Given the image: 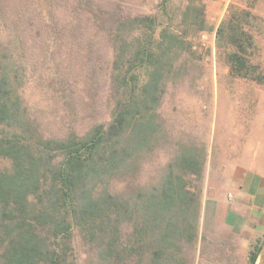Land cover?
<instances>
[{
  "label": "trees",
  "instance_id": "obj_1",
  "mask_svg": "<svg viewBox=\"0 0 264 264\" xmlns=\"http://www.w3.org/2000/svg\"><path fill=\"white\" fill-rule=\"evenodd\" d=\"M258 1L229 6L216 44L264 84ZM212 29L203 0H0V264L191 263L207 148L159 109Z\"/></svg>",
  "mask_w": 264,
  "mask_h": 264
},
{
  "label": "rangeland",
  "instance_id": "obj_2",
  "mask_svg": "<svg viewBox=\"0 0 264 264\" xmlns=\"http://www.w3.org/2000/svg\"><path fill=\"white\" fill-rule=\"evenodd\" d=\"M123 4L129 14H156L162 0H101ZM176 7L186 0H173ZM211 31L195 39L197 57L190 59L185 76L168 86L160 106V113L175 131L189 132L207 148V161L200 181L202 201L208 202L207 212L201 216L205 239L193 252L190 264H250L249 252L258 241L264 244V233L232 229L214 213L219 200L222 174L227 173L232 151L243 142L254 124L264 118V84L233 77L229 73L224 54L214 42V32L226 17L233 3L245 6L247 0H203ZM255 11L263 17L258 34L257 60L264 67V0H259ZM107 49L98 53L101 62L108 58ZM96 60V54L95 59ZM83 63V62H81ZM81 75H84L82 72ZM109 120L108 114L103 117ZM10 166V160L0 158V169Z\"/></svg>",
  "mask_w": 264,
  "mask_h": 264
},
{
  "label": "crops",
  "instance_id": "obj_3",
  "mask_svg": "<svg viewBox=\"0 0 264 264\" xmlns=\"http://www.w3.org/2000/svg\"><path fill=\"white\" fill-rule=\"evenodd\" d=\"M214 42L216 32H214ZM228 163V171L222 174L219 200L215 215L232 229H245L264 233V118L254 124L243 142L237 144ZM207 212L208 202L202 201Z\"/></svg>",
  "mask_w": 264,
  "mask_h": 264
},
{
  "label": "water",
  "instance_id": "obj_4",
  "mask_svg": "<svg viewBox=\"0 0 264 264\" xmlns=\"http://www.w3.org/2000/svg\"><path fill=\"white\" fill-rule=\"evenodd\" d=\"M154 36V32H153V34H152V37ZM151 40H152V38H151ZM151 40H150V43H149V45H148V52H149V48H150V46H151ZM132 72V71H131ZM256 264H264V244H263V246H262V248H261V250H260V252H259V255H258V259H257V261H256Z\"/></svg>",
  "mask_w": 264,
  "mask_h": 264
},
{
  "label": "built area",
  "instance_id": "obj_5",
  "mask_svg": "<svg viewBox=\"0 0 264 264\" xmlns=\"http://www.w3.org/2000/svg\"><path fill=\"white\" fill-rule=\"evenodd\" d=\"M202 36H203V37H205V36H206V34H202Z\"/></svg>",
  "mask_w": 264,
  "mask_h": 264
}]
</instances>
